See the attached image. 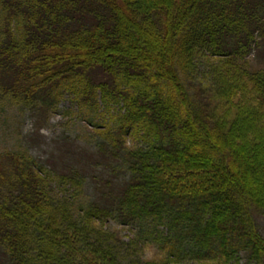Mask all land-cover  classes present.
<instances>
[{"label":"trees","instance_id":"trees-1","mask_svg":"<svg viewBox=\"0 0 264 264\" xmlns=\"http://www.w3.org/2000/svg\"><path fill=\"white\" fill-rule=\"evenodd\" d=\"M64 102L96 144L0 152V264H164L112 217L174 257L264 262V0H0V111Z\"/></svg>","mask_w":264,"mask_h":264},{"label":"rangeland","instance_id":"rangeland-1","mask_svg":"<svg viewBox=\"0 0 264 264\" xmlns=\"http://www.w3.org/2000/svg\"><path fill=\"white\" fill-rule=\"evenodd\" d=\"M202 66L203 64L200 62L197 67H194L192 74L188 75L189 79L193 77L191 82L196 85L193 89L197 97H202L201 91L203 87H201L200 82L207 83L208 81L207 73L206 71L203 72ZM204 91L208 92V90ZM78 113L73 105L65 102L53 111L46 114H35V117H32L29 111L14 108L13 106L6 111L2 110L0 111V152L4 150H26L41 160L48 156H52L53 159L57 160L58 156L62 155L63 157L66 154V144L70 145L72 143L73 150L81 145L86 146L85 142L88 140V136H90V140L92 138L91 142L96 144L91 131L92 128H89L79 118ZM84 140L86 141L84 142ZM91 144L89 143L88 145ZM87 155L90 158L97 156V154L92 152H87ZM85 192L89 193V190L86 188ZM253 219L256 224L258 223L261 230L260 233L264 236V215L255 213L253 214ZM135 222V220L121 222L112 217L101 221L100 224L105 230L115 232V235L122 239V242H126L125 247L130 244L133 247L134 257H141L144 260H156L164 264H236V262L239 264H264V262L253 263L247 261L245 254L242 252L235 255V258L231 261L227 260L225 262L219 259L201 260L189 253L174 257L168 255L159 246L156 232H154L152 237L149 230L146 228L138 229ZM123 251H125V248Z\"/></svg>","mask_w":264,"mask_h":264}]
</instances>
